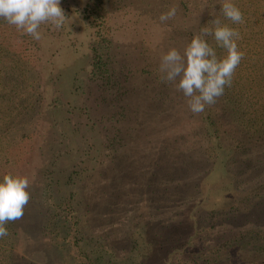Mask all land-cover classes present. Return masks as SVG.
<instances>
[{
	"label": "rangeland",
	"instance_id": "obj_1",
	"mask_svg": "<svg viewBox=\"0 0 264 264\" xmlns=\"http://www.w3.org/2000/svg\"><path fill=\"white\" fill-rule=\"evenodd\" d=\"M206 1L61 0L66 19L59 28L41 24L40 40L0 18V41H35V71L27 73L30 86L18 96L25 99L24 109L17 108L23 116L7 115L12 118L5 122L28 131L35 120L38 129L36 112L43 110L41 126L55 125L60 137L45 145L44 135L35 134V165L27 161L15 174L30 182L24 213L35 242L16 243L12 264H23L19 253L31 256V249L35 260L52 264H134L129 248L135 239L159 245L158 254L148 247L150 264H264L263 238L255 237L264 233L257 134L234 139L240 133L221 98L193 114L183 93L162 82L158 71L162 54L170 48L183 54L203 27L213 28ZM235 2L243 23L216 19L239 32L237 41L260 42L235 70L239 92L253 97L246 101L250 109L243 108L255 112L264 99L258 54L264 0ZM173 5L175 17L161 23ZM206 41L217 46L213 36ZM15 72L11 61L9 74L17 78ZM60 150L66 152L60 156ZM50 213L47 250L39 224ZM172 245L177 251L163 261Z\"/></svg>",
	"mask_w": 264,
	"mask_h": 264
},
{
	"label": "trees",
	"instance_id": "obj_2",
	"mask_svg": "<svg viewBox=\"0 0 264 264\" xmlns=\"http://www.w3.org/2000/svg\"><path fill=\"white\" fill-rule=\"evenodd\" d=\"M224 0H207L205 3V11H209V14L214 13V19H216L217 16H220L223 18V15L221 13V6ZM231 3L235 5V0H230ZM49 25L47 29H49ZM209 41H207L208 43ZM213 41H210V46ZM216 42V41H215ZM238 44V48L241 52L244 53L243 56H247L246 51L254 50V43H260L259 41H236ZM256 43V44H257ZM39 47V46H38ZM217 51L218 58H222V54L225 56L227 53L224 52V50H221V47L218 45L215 46V44L212 46ZM221 50V52H219ZM36 51H39V48L36 49ZM222 53V54H221ZM263 54V57L259 60L264 63V41L261 43V49L259 50L260 54ZM15 62L16 63V74L18 75L17 78L13 76V73L9 74V63ZM43 65L50 64L49 60L44 61ZM29 64V65H28ZM96 66V65H95ZM34 70L35 71V41H0V181H2L3 176L5 174L11 173L15 175L17 172H19L25 162L32 161V167L35 165V141H33V136L35 134L38 136L40 133L44 136L42 138L45 140V145H49L50 141H54L57 135H55V128L56 126L53 124L47 125V127L41 126V121L43 122L44 118V111L38 110L36 112V115H38V122L37 125L39 126L38 129L35 128V120L27 129H20L18 125L11 122H5L8 121L12 116L7 115H15L16 118L18 116H23L22 113L17 110L21 111L24 109L23 107H19L22 103L25 102V99L22 97H18L22 95V91L25 88H28L30 85L25 84V79L28 77L27 73ZM43 71V69L41 68ZM236 72H234V75L232 77L231 86H225V90L223 95H221L218 98H221V100L225 102V107L229 110V112L232 114V118L234 119V123L236 124V130L240 133V137L237 138L236 136L234 139H239L243 136H251V130L255 131L257 134V140L258 147H257V155L258 160L260 157H264V99L262 102H260L259 107L257 110H247L243 107H246L250 109L251 106H248L246 104V101L251 97L250 94H242V92H239V79L235 77ZM19 80V81H18ZM261 80V79H259ZM264 78L260 81V83L263 84ZM261 84V85H262ZM264 87V84H263ZM263 98V97H262ZM253 99V97H251ZM250 99V102L253 104ZM15 105V108L13 106ZM5 109V110H3ZM22 112H25L22 111ZM3 113H6V115L3 117ZM19 113V114H18ZM35 118V111L32 115ZM81 116V115H80ZM4 119V121L2 120ZM8 119V120H7ZM81 121L76 123V125L80 124ZM81 125V124H80ZM40 128V129H39ZM54 130V131H53ZM75 130L79 131V128L77 126L75 127ZM237 134V133H236ZM252 138V137H248ZM256 140V141H257ZM249 141V140H248ZM42 142H44L42 140ZM239 142V141H238ZM257 142H254L253 144H256ZM51 144V143H50ZM236 146V145H235ZM250 146V143H248L247 147ZM237 148L232 147L230 152L231 154L237 153ZM248 149V148H243ZM66 151L62 152L60 150V156L63 155ZM260 162L261 168H264V160ZM23 162V163H22ZM30 167V166H29ZM54 184H56L54 182ZM260 184H264V177L261 180ZM47 187H44V193H47L51 186L49 184L46 185ZM43 192L41 195H43ZM56 194H58V191L56 190ZM44 197L42 196V199ZM46 198V196H45ZM56 203V201H55ZM260 206V204H258ZM65 207V204L60 202L58 204V207ZM68 208V206H66ZM66 208V209H67ZM50 212V209H49ZM62 212H65L64 210ZM48 213V212H47ZM242 213V212H241ZM244 214V213H243ZM247 215V214H245ZM250 215V214H249ZM254 216V213L251 211V217ZM28 217L29 215L27 212L24 213L22 219L17 220L15 222H9L5 225L7 228L9 235L0 238V264H12L11 259L14 258L16 251L14 250L16 243L23 242L26 244L27 242L34 243L35 239L33 240L30 236V233L28 232ZM248 217V216H246ZM54 216L52 213L49 215H45V219L41 221L39 224L40 233L42 234V244L43 247H46L48 250L51 247V244L44 243L49 242L48 235L51 233L54 227ZM62 219V218H61ZM58 221V220H57ZM38 226V225H37ZM55 226L57 224L55 223ZM175 230V229H174ZM180 230L179 228H176L175 231ZM256 239L263 238V245L258 246L260 248V251L262 252V255L264 254V233L260 236H255ZM30 238V241L27 239ZM147 240V236L145 237ZM49 240V241H48ZM38 242V239L36 240ZM144 241V240H143ZM140 240L137 241L135 239V246L133 248V245L130 246L129 252L133 254L134 258V264H150L153 262L152 259L147 258V254L149 253L148 247L151 245V247L154 246V250L157 251V254L159 253V245L157 247V242L155 240H147L143 242ZM29 244V243H27ZM24 247V246H23ZM53 249L57 250L56 247L53 245ZM32 250V249H31ZM31 256L28 254L27 251L22 250L23 252H20V259L23 261V264H52L50 261H47V259L44 260H35V252L32 250ZM164 250V247L162 248ZM177 251L175 249V246L172 245L167 246L166 248V256L164 260H167V258H171L174 253ZM29 252V253H30ZM158 257V256H157ZM30 258V263H29ZM37 258V257H36ZM52 253H51V261H52ZM209 264L211 263L210 260H208ZM53 262V261H52ZM191 264L196 263V259H190ZM166 264V263H164ZM197 264V263H196Z\"/></svg>",
	"mask_w": 264,
	"mask_h": 264
},
{
	"label": "clouds",
	"instance_id": "obj_3",
	"mask_svg": "<svg viewBox=\"0 0 264 264\" xmlns=\"http://www.w3.org/2000/svg\"><path fill=\"white\" fill-rule=\"evenodd\" d=\"M60 3L61 0H0V18L40 40L41 24L50 22L59 28L66 19ZM176 11L177 7L171 6L160 15V22L173 19ZM221 13L233 23H243L242 12L230 0H224ZM210 23L213 28L203 27L186 45L183 54L176 48H170L160 57L158 71L162 82L172 83L177 91L183 93L193 114L215 104L216 99L223 95L225 86H231L234 72L244 55L236 42L240 39L237 30L221 24L219 19ZM207 36H213L217 45L226 50L224 57L218 58L214 48L207 43ZM29 187L26 176L8 173L0 181V238L9 235L6 224L22 219L31 198Z\"/></svg>",
	"mask_w": 264,
	"mask_h": 264
}]
</instances>
